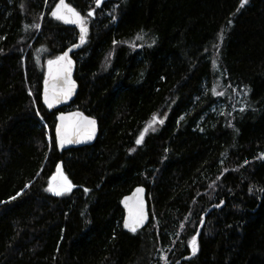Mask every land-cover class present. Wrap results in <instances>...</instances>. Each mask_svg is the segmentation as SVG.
Returning <instances> with one entry per match:
<instances>
[{
	"label": "trees",
	"instance_id": "16d2710c",
	"mask_svg": "<svg viewBox=\"0 0 264 264\" xmlns=\"http://www.w3.org/2000/svg\"><path fill=\"white\" fill-rule=\"evenodd\" d=\"M59 3L0 0V264H264V0H64L84 33ZM65 52L77 93L51 110ZM59 113L96 139L55 144Z\"/></svg>",
	"mask_w": 264,
	"mask_h": 264
},
{
	"label": "snow or ice",
	"instance_id": "6c2138e0",
	"mask_svg": "<svg viewBox=\"0 0 264 264\" xmlns=\"http://www.w3.org/2000/svg\"><path fill=\"white\" fill-rule=\"evenodd\" d=\"M97 4L99 5L100 0H96ZM246 2V0H241V5L243 6V4ZM62 9H67V11L69 13H72V15L75 17L74 20L69 21L68 19H66L65 15L62 13ZM51 15L53 17H55L56 19H63L65 20V22H72V23H77L79 22L81 24V33L86 32V28L83 26L84 25V21L81 19V17L79 16L78 13H76L73 9L68 8L66 4H64V0H60V3L56 6V9L51 13ZM93 13L90 11L88 13V16H92ZM35 27H39V25H35ZM81 42H83L84 40V35H81L80 37ZM115 43V42H114ZM67 52H65L62 56L57 57V59L55 61L53 60H49L48 61V65H49V75L51 76L52 80L55 81V83H53L52 88H51V95H50V90H49V85H48V79H45V90H44V103L46 105H48L49 108L52 107L53 104V100L59 102L60 96H67L71 94L72 88L74 87L73 82L70 79V68H71V61L67 59ZM63 62V64H62ZM53 64H57V65H61V67H59L56 71V73L53 75L52 73V65ZM31 95V93H30ZM241 111H243V109H241ZM37 115L39 116L40 113L37 112ZM77 117H80V120L78 122V125L75 129V131L77 132V134H80L81 132H83L88 139L92 138V135L95 132V125H96V121L93 119H90L88 117H83L82 114L80 113H75L73 114ZM58 119L61 121L60 124L57 125L56 128V138L54 143L59 145L60 147H63L65 145V143H74V142H79L78 140H73L69 138V134H68V127L67 125L64 123L66 120V117H64L63 115L59 116ZM141 138L137 139L136 143L140 144L141 143ZM59 168V166H58ZM27 187V185H26ZM72 188V185L67 182V180H65V184L63 186L62 190H58L52 186H49L46 191L48 192H52L57 196H60L63 192H68L70 191ZM88 189H85V192H87ZM142 191V189H137V192ZM251 191V189H250ZM17 195H20V193H17ZM12 199H15V197H13ZM143 206H140V212L137 215V217L131 221H129V219H125L124 222V227L125 228H129L132 232L136 231L137 226L142 222L143 220ZM196 245H197V239L196 236H193L191 238V246H192V250H193V254H195L196 252Z\"/></svg>",
	"mask_w": 264,
	"mask_h": 264
},
{
	"label": "water",
	"instance_id": "95a60500",
	"mask_svg": "<svg viewBox=\"0 0 264 264\" xmlns=\"http://www.w3.org/2000/svg\"><path fill=\"white\" fill-rule=\"evenodd\" d=\"M59 67H61V66H59ZM59 67H57L52 72L53 75L56 73V71ZM70 79L74 84V87L72 88L71 94L67 95V96H60L59 102L53 100L52 107L50 108L51 110H58L62 107H65L66 105L70 104L74 100L76 93H77V87H76V84L74 83V81L72 79L71 68H70ZM53 83H55V81H53L51 76H49L48 77V85H49L50 95H51V88H52ZM73 114H75V113L63 115L64 117H66V120L64 123L68 127L69 138L73 139V140H78L79 142L65 143V144H67L68 146H77V145H81V144H85V143L94 141L98 135V128H99L98 124L96 123V125H95V132L92 135V138L88 139L87 136L83 132H81L80 134H77V132L75 131V129L78 125V122L80 120V117H77ZM61 115L62 114L59 113L57 115V118ZM60 123H61V121L59 120V124ZM137 189H142V191L137 192ZM146 194H147V191L143 186H136L128 194L124 195L120 199V207L123 211L122 226H123L124 230L127 231L128 233H136L148 225L149 207H148V201L146 198ZM141 205L143 206V209H142L143 210V220L137 226L136 231L132 232L129 228L124 227V222H125V219L127 218V219H129V221L131 223V221L134 220L137 217V215L139 214ZM214 207H216V206H214ZM214 207L209 208L207 212H210Z\"/></svg>",
	"mask_w": 264,
	"mask_h": 264
},
{
	"label": "rangeland",
	"instance_id": "374dc122",
	"mask_svg": "<svg viewBox=\"0 0 264 264\" xmlns=\"http://www.w3.org/2000/svg\"><path fill=\"white\" fill-rule=\"evenodd\" d=\"M56 60V59H55ZM54 60V61H55ZM62 64H63V62H62ZM59 66H61V65H57V64H53L52 65V72L57 68V67H59ZM48 68H49V65H48ZM48 74H49V69H48ZM65 180H67V182H69L68 181V179H67V177L64 175V173L63 172H61V171H59V170H57L56 172H55V174L52 176V178L50 179V181H49V183H48V187L49 186H52V187H54V188H56V189H58V190H62L63 189V186H64V184H65ZM70 183V182H69ZM52 193V192H51ZM63 193H66V192H63L62 191V194ZM54 194V193H53Z\"/></svg>",
	"mask_w": 264,
	"mask_h": 264
}]
</instances>
